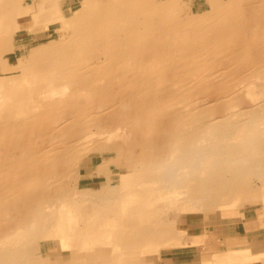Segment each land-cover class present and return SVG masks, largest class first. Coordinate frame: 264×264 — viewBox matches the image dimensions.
<instances>
[{
    "label": "bare ground",
    "instance_id": "obj_1",
    "mask_svg": "<svg viewBox=\"0 0 264 264\" xmlns=\"http://www.w3.org/2000/svg\"><path fill=\"white\" fill-rule=\"evenodd\" d=\"M61 1L0 0V264H43L35 249L56 239L111 245L112 264L160 261L205 240L183 238L169 208L264 200V0H208L202 15L181 0L167 14L157 0ZM26 13L56 30L18 54ZM111 152L104 185L80 189L81 159ZM116 162L133 167L120 191ZM215 248L203 264L259 258Z\"/></svg>",
    "mask_w": 264,
    "mask_h": 264
},
{
    "label": "rangeland",
    "instance_id": "obj_2",
    "mask_svg": "<svg viewBox=\"0 0 264 264\" xmlns=\"http://www.w3.org/2000/svg\"><path fill=\"white\" fill-rule=\"evenodd\" d=\"M120 1H122L123 3H132L134 1L140 0ZM61 2L64 8H68L71 4L79 2V0H62ZM157 2H159V5L164 14L171 12V9L169 8V0H157ZM181 3L184 5V7H186L185 5H187L186 12L190 15H202L206 13L205 11L210 7V3L208 0H181ZM112 8L113 7L110 6L109 10H113ZM82 10H85V8ZM71 14V11L68 10L67 15L69 16ZM22 17L24 18L21 19L22 28L20 31H18L16 40V49L18 50V54H23L24 52L26 53V51H28L29 47L32 44L36 43L37 41L46 39L50 33L53 34L54 30H56V28L53 26L49 31L44 32L41 29V26H37L32 23V17L30 13H26ZM9 56L13 62L16 61L17 55L14 50H11L9 52ZM2 64H4V62H1V66ZM262 154L264 156V151ZM111 159H116V154L114 152L105 155H97L95 153L86 154L81 159L79 164L80 172L77 179L78 187L80 189L101 188L104 185L106 179H104V177H98V175L96 174L97 166L102 161ZM119 163L120 162H116L115 164ZM112 167L114 168L112 169L113 175L115 176L113 177L114 180L111 186L115 189H119L120 191L118 176L119 173H127L128 171H131L133 167L131 163L128 162H121L120 165H115ZM144 181L145 179L141 178L139 181L136 180V183L144 184ZM259 183L260 182L258 181V184ZM129 187H132L131 183L129 184ZM126 191H129L127 187L123 188L121 192L126 193ZM87 205L88 207L93 206L92 203H88ZM168 210H171V213L173 215H168L169 218L172 217L169 220L173 222V227H175L174 229H179L178 231H180L179 233L183 236V238L186 237V239L190 240L191 238H193V236L203 233L205 240L203 243H200L198 246L192 248L176 247L172 250L168 249L162 250L161 252L159 251V258L161 259V263L158 259L159 253L152 252L146 257L144 263L203 264V256L206 255L208 258L218 254V249L215 248L218 243L223 247L224 251H228V253H243L247 250L248 254L254 257H259L257 260L255 259L254 261L248 262V264H264L263 199L247 202L246 205L242 207L226 209L217 208L205 212L194 210L174 213L172 211L175 210H172L171 208H169ZM186 226H188L190 229L187 230ZM181 231L186 232L184 234L181 233ZM210 234H215V236H217L213 238V236ZM133 241L142 243L144 242V240L141 238H134ZM230 241L240 242L236 244V242L231 243ZM229 242L234 246L232 245L230 247V244L227 246V243ZM40 244L41 247H37L35 249V254L37 256L39 255L40 257L44 256L43 264H112V258L114 256V254L111 252V245H108L109 247L104 245L100 247H75L72 245L63 247L59 239H56L55 241H41ZM129 264H138V262H129Z\"/></svg>",
    "mask_w": 264,
    "mask_h": 264
},
{
    "label": "crops",
    "instance_id": "obj_3",
    "mask_svg": "<svg viewBox=\"0 0 264 264\" xmlns=\"http://www.w3.org/2000/svg\"><path fill=\"white\" fill-rule=\"evenodd\" d=\"M186 227H187V230H189V229H190L188 226H186Z\"/></svg>",
    "mask_w": 264,
    "mask_h": 264
}]
</instances>
